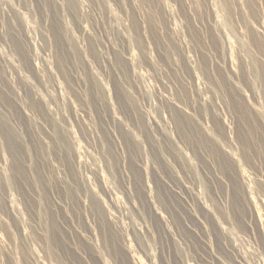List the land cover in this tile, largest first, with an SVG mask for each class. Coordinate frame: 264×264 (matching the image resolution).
<instances>
[{"label": "rangeland", "instance_id": "obj_1", "mask_svg": "<svg viewBox=\"0 0 264 264\" xmlns=\"http://www.w3.org/2000/svg\"><path fill=\"white\" fill-rule=\"evenodd\" d=\"M0 264H264V0H0Z\"/></svg>", "mask_w": 264, "mask_h": 264}]
</instances>
